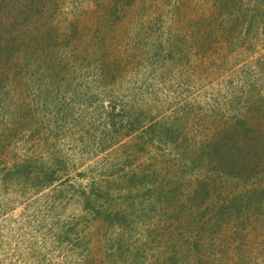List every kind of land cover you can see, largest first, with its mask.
Returning a JSON list of instances; mask_svg holds the SVG:
<instances>
[{"label": "rangeland", "instance_id": "1", "mask_svg": "<svg viewBox=\"0 0 264 264\" xmlns=\"http://www.w3.org/2000/svg\"><path fill=\"white\" fill-rule=\"evenodd\" d=\"M0 264H264V0H0Z\"/></svg>", "mask_w": 264, "mask_h": 264}, {"label": "trees", "instance_id": "2", "mask_svg": "<svg viewBox=\"0 0 264 264\" xmlns=\"http://www.w3.org/2000/svg\"><path fill=\"white\" fill-rule=\"evenodd\" d=\"M22 171H23V172H25V171H26V165H25V166H23V168H22ZM51 177H52V179H54V178H55V176H54V175H51Z\"/></svg>", "mask_w": 264, "mask_h": 264}]
</instances>
